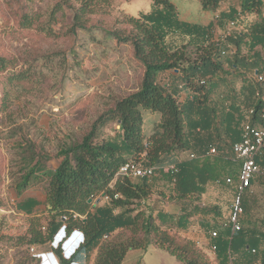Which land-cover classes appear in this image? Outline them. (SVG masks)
<instances>
[{"label":"trees","instance_id":"trees-1","mask_svg":"<svg viewBox=\"0 0 264 264\" xmlns=\"http://www.w3.org/2000/svg\"><path fill=\"white\" fill-rule=\"evenodd\" d=\"M17 1L21 27H33L36 20L24 10L27 3L33 0ZM111 1L58 0L48 15V23L50 25L55 21L56 14L64 15L67 12L72 25L70 33L74 34L77 28L85 29L88 19L99 11L101 15L108 16L106 9L111 6ZM197 1L204 11L215 12L223 0ZM151 2L153 8L150 13L114 21L113 26L119 24L120 28L108 32L119 43L128 44L133 59L142 66L138 89L116 100L111 108L97 117L79 141L61 148L56 156L62 161L56 169H46L37 153L24 150L22 173L15 186L17 193L41 181L47 185L46 214L42 218L31 219L22 245H26L27 252L34 250L28 256L31 260L40 262L34 257L40 254H36V247L51 244V252L59 264H86L93 252H96L93 264H121L130 250H146L149 247L165 251L181 264H264V231L241 230L231 237L228 228L218 231L214 241L217 250L212 263L196 241L178 236L170 227L162 229L156 224V220L165 219V214L158 212L154 216L151 211L146 212L141 207V203L152 195V179L133 182L117 176L119 168L128 161L159 170L164 165H174L176 171L167 169L166 173L171 190L169 199L190 203L201 196L207 184L220 179L224 172L219 158H229L231 145L239 137L237 135L231 140L227 151L221 148L220 139L209 138L212 132L208 131L212 128L218 131L216 127L221 120H218L214 108L206 105L212 88H205L214 76L229 75L222 70L217 58L222 50L233 49L229 66L233 70L249 72L253 77L246 85V95L239 110V136L244 121L263 125L264 101L262 94H259L255 75L264 72V57L256 50L257 47L264 50V0H240L239 11L219 14L217 21L220 27H223V18L238 22L239 19L245 20L242 17L246 15H253L257 19L247 32L240 31L234 37L231 33L228 35L235 40V45L231 47L226 46L224 41L208 40L207 30L200 26L179 21L176 7L170 0ZM49 25L42 28L46 33L51 31ZM172 33L190 39L177 46H169L167 37ZM229 40L232 45V39ZM242 43L246 51H242ZM190 47L195 49L196 57L193 60L187 55ZM8 62L0 56V71L6 69ZM168 71L177 72L180 86L190 90L192 100L181 103L160 84L159 76ZM244 76L239 73L236 77L246 79ZM13 77L24 79L23 73ZM3 105L6 106L5 102ZM205 108L208 111H204ZM249 110H253L251 115ZM143 111L160 115L155 131L148 137L142 128ZM111 123H117L119 129L113 130V136L104 137L103 130ZM234 133L231 132L233 136ZM211 147L217 151L214 157L218 159L213 161H210V157H202ZM181 152L187 155L193 153L195 158L188 156L186 160L172 162ZM169 157L171 159L165 163ZM256 161L264 168V149ZM97 199H100L98 203ZM103 199L108 202L100 205ZM37 205V201L28 199L20 209L30 214ZM243 207L245 211L244 204ZM63 217L66 220L63 221ZM186 219V210L182 208L177 227L184 226ZM63 226L61 241L69 238L74 231L83 235L81 244L67 258L63 252L64 241L52 246ZM121 229H131V235L125 240H105ZM233 256H237V259H233Z\"/></svg>","mask_w":264,"mask_h":264},{"label":"rangeland","instance_id":"rangeland-1","mask_svg":"<svg viewBox=\"0 0 264 264\" xmlns=\"http://www.w3.org/2000/svg\"><path fill=\"white\" fill-rule=\"evenodd\" d=\"M57 1L33 0L27 3L24 10L36 21L33 27L24 29L20 25L18 1L0 0V56L9 61L6 69L0 71V264H40L38 260L28 257L32 252H27L22 242L27 236L31 219L40 218L37 215L42 207L37 206H44L47 183L41 181L17 193L15 186L22 173L24 150L37 153L46 169H56L62 161L56 156L58 151L79 141L97 117L111 108L116 100L135 92L141 83L143 68L133 59L130 46L119 43L108 32L120 28L119 24L113 26L114 21L150 13L153 8L151 0H112L111 6L106 9L108 16L101 15L99 11L88 19L85 29L77 28L74 34L70 33L72 25L67 12L64 15L56 14L55 21L49 25L48 15ZM170 1L175 4L177 18L181 22L201 25L204 16L211 14L204 11L197 0ZM228 1L235 5L240 2ZM255 21L257 19L253 15H246L245 20L234 21L236 29L230 33L247 32ZM48 25L51 31L46 33L42 28ZM206 35L211 40L217 33L207 30ZM223 35L228 37L225 41L230 43L231 38V44L235 45L233 37L228 36L227 32ZM172 36L173 33L167 37L169 46ZM241 45L242 51H246L244 43ZM256 50L264 57V50ZM187 55L193 60L196 57L195 49L190 47ZM227 59L230 62L231 59ZM22 73L24 79L13 77ZM236 79L240 80L233 75L230 77V80ZM176 81L180 96L191 95L189 89L179 87V79ZM209 87L208 82L205 89ZM177 99L179 101V97ZM158 117V113L143 112L145 136L153 133ZM118 129L117 123H111L103 130L104 137L113 136V130ZM221 141L223 150L227 151L230 142ZM187 158V153L181 152L172 162ZM170 159L167 158L165 163ZM166 173L167 167L164 165L150 181L152 195L141 203V207L146 212L151 211L154 216L158 212L165 214V219L156 220V224L162 229L170 227L180 237L191 239L187 231L191 227L190 230H195L194 234H206L209 220L205 219L208 215L206 210L200 207V196L190 204L169 199L171 190ZM231 173L236 182L237 173ZM220 189L223 187L220 186ZM220 194L219 213L221 211L224 217L219 222L226 224L231 198L222 197L221 191ZM32 197L37 198V208L26 214L20 206ZM247 197L249 200V195L243 196L245 206L248 204ZM102 201V205L108 202L107 199ZM254 205L249 209L246 206L242 222L244 232L252 227L261 232L264 230V198L257 207ZM182 208L186 210L187 219L184 226L177 227ZM225 228L222 225L219 232ZM130 235L131 229H121L105 240H125ZM201 248L208 260L214 263L207 249ZM47 252H51V244L36 247V254ZM148 254L147 261L152 264H180L161 250L151 249ZM95 257L96 252H93L86 264H93ZM233 259H237V256H233Z\"/></svg>","mask_w":264,"mask_h":264},{"label":"crops","instance_id":"crops-1","mask_svg":"<svg viewBox=\"0 0 264 264\" xmlns=\"http://www.w3.org/2000/svg\"><path fill=\"white\" fill-rule=\"evenodd\" d=\"M174 6H175V4H174ZM230 10L239 11V5L232 4L228 0H223L222 4L220 5V7L218 8L217 11H215V12L207 11V12L211 13L210 15H212V18L210 15L204 16V19H203V22L201 23V25H197V26H200V27H202L208 31L209 30L215 31L217 33V35L214 39H211V40L224 41L225 45L227 44L226 46H228V47L229 46L231 47L233 45H230L228 41L224 40L225 35H223V33L226 32V24L229 20L228 19L226 20L224 18L221 19L223 21V27H220L218 25L217 18H218L220 13L227 14V12H229ZM242 18L245 19V17H242ZM219 34H220V36H219ZM221 34L223 36H221ZM232 35L234 37L235 34H232ZM188 39H190V38L189 37L186 38L183 36L180 37V34L176 33V34H173V36L171 37L170 44L173 46H177L183 42L188 41ZM257 49H261V48L257 47ZM230 53H231V50L229 48L225 49V54H223V55L220 54V56L217 58L218 63L221 64L222 70L229 75H227V76L226 75H216L210 79L209 84H211L210 87L212 88V92H211V94H209L207 101H206V105H208L210 108H214L216 115L219 116L218 120L219 121L221 120V124H219L216 127L218 129V131L213 130V128L208 131V132H212L211 135L209 136V138L210 139L216 138V139H220V140L223 139L226 142H231V140L235 139V136H237V135L239 137V127L237 125L238 120L241 118L239 115V110H241L242 101H243L244 96L246 95V85L248 84V82H251V80L253 78L249 72H244L242 70H233L229 66V61L227 58H229ZM239 73L245 74L244 77L246 79L240 78V80L239 79H236L235 81L230 80V77L232 75L237 76V74H239ZM177 79H178V76H177L176 71L164 72L159 76L160 84L166 88V91L168 93L173 94L176 98L179 97V102L185 103V101L192 100L191 95L185 96L183 98L182 96H180V92H177V90H176L177 88L175 85V83L177 82L176 81ZM179 87L181 88V86H179ZM204 111H208V108H205ZM237 112H238V114H237ZM148 118H150V116H148ZM159 120H160V115L158 117V121H157L156 125L158 124ZM156 125H155L152 132L155 131ZM231 132H235L234 136L231 134ZM148 136H146V137H148ZM223 146L224 145L221 144L222 149H224ZM228 157H229L228 159L219 158L222 161V163L220 165H221V170H222V172H224V174L220 177V179L215 180V181L207 184V186L204 189V192L200 196V199L202 200L200 207L203 210H206V214H208L205 217V219L209 220V222L207 223V221L203 220V222H205L209 225V227H208L209 230L206 233L207 235L203 232L201 234H194L195 230H190L192 227L187 229V231L189 232L188 233L189 237L191 239L195 240L200 246H203V247H206L207 244L209 243V241H210L209 233L211 231H213V230L220 231L222 225L225 226V223L219 222V220L222 217H224V215L221 211L219 213V207H218V200L221 199L220 191L223 193L222 197L226 198L228 196L231 198L230 199L231 200L230 206H231L233 196H234L235 187L238 183L239 164L234 160L232 154H230ZM213 159H218V158L217 157H213V158L211 157L210 161H213ZM231 172L237 173V181L236 182L233 181V175ZM227 179H230L229 183L227 182ZM220 186H222L223 189H220ZM246 195L250 196L249 200L247 197V200H248V204L246 205L247 209H249L250 206H253L254 204L256 205V207L258 204H260L261 199L264 198V173L261 175H258L257 177H255L253 179V181L251 183V187L248 190V192L246 193ZM30 199L37 201L36 197H32ZM102 203H104V202L101 201L100 205H102ZM186 203L190 204L189 201H186ZM230 206H229V213H230ZM37 207H42V210H40L38 215H37L38 217L42 218L46 214L45 213V206L39 205ZM229 213H228V216H229ZM228 216H227V218H228ZM211 218H215V220H210ZM252 229H255V228L252 227ZM255 230H257V229H255ZM259 231L260 230H257L258 233H259ZM63 241L64 240L62 239L61 243ZM71 243H73V242L70 241L68 243V245H67L68 248L70 247ZM151 249L153 251L160 250V249L155 248V247H149L146 250H140V249L130 250L126 254V256L124 257L121 264H152L149 261H147L148 255H149L148 253ZM161 251H163V250H161ZM163 252L166 253L165 251H163ZM167 255H169V254H167Z\"/></svg>","mask_w":264,"mask_h":264},{"label":"built area","instance_id":"built-area-1","mask_svg":"<svg viewBox=\"0 0 264 264\" xmlns=\"http://www.w3.org/2000/svg\"><path fill=\"white\" fill-rule=\"evenodd\" d=\"M236 25L237 24L234 21H229L226 24L227 35H230L231 30L236 29ZM230 50V54H233V49ZM223 54H225V50L221 51V55ZM255 82L259 86V94H262L261 98L264 101V72L256 73ZM252 113L253 110H249V114L251 115ZM262 120V126L252 125L250 121H244L240 127V136L238 141L231 145V153L233 155V158L239 164V176L238 183L235 187L233 200L230 206V213L225 224V227L229 230L230 237L233 234L241 231L243 227L242 222L245 213L243 207V196L250 189L253 179L258 175L264 173V168H262L256 161L257 158L262 154V150L264 149V114L262 115ZM216 154V149L214 147H211L207 152H205L202 157L211 158ZM188 156L190 159L195 158V155L193 153H190ZM167 169L173 172L176 171L174 165H169ZM158 171L159 169L157 167H145L138 162L128 161L119 168L117 176L126 177L132 181L143 179L151 180L156 176ZM227 182L229 183L230 179H227ZM62 220L64 221L66 220V218L63 217ZM64 228L65 227L63 226L56 236L61 235L64 231ZM209 235L210 241L205 248L207 249L209 254H211L213 258H215L217 245L214 243V241L218 237V231L213 230L209 233ZM78 239H82L83 241V236L79 231H74L71 236L64 241L63 246L68 241L74 242ZM52 246L55 247V245L53 244ZM31 252H34V250L31 249Z\"/></svg>","mask_w":264,"mask_h":264},{"label":"water","instance_id":"water-1","mask_svg":"<svg viewBox=\"0 0 264 264\" xmlns=\"http://www.w3.org/2000/svg\"><path fill=\"white\" fill-rule=\"evenodd\" d=\"M101 197H104V195H102ZM100 199L96 200V203L99 202ZM89 202H91V200H89ZM83 236V235H82ZM61 238H62V234L59 236H55L52 244L53 245H57L61 242ZM70 241H68L67 243L64 244L63 246V250H64V254L66 257H69L73 254V252L78 248V246L81 244L82 239H78L76 241H74L73 243H71L70 247L68 248V243ZM36 258H38L40 260V264H59L57 259L55 258L54 254L52 252H47V253H40L38 255L35 256Z\"/></svg>","mask_w":264,"mask_h":264}]
</instances>
